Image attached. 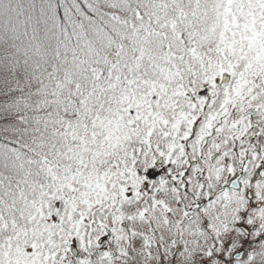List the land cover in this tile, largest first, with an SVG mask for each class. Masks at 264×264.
Wrapping results in <instances>:
<instances>
[{
  "label": "snow or ice",
  "instance_id": "obj_1",
  "mask_svg": "<svg viewBox=\"0 0 264 264\" xmlns=\"http://www.w3.org/2000/svg\"><path fill=\"white\" fill-rule=\"evenodd\" d=\"M0 264H264V0H0Z\"/></svg>",
  "mask_w": 264,
  "mask_h": 264
}]
</instances>
